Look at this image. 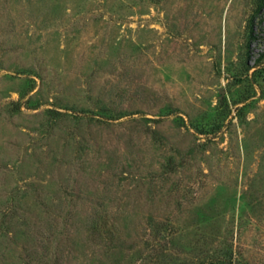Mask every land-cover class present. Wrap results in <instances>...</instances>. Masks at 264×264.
Instances as JSON below:
<instances>
[{
    "label": "rangeland",
    "instance_id": "rangeland-1",
    "mask_svg": "<svg viewBox=\"0 0 264 264\" xmlns=\"http://www.w3.org/2000/svg\"><path fill=\"white\" fill-rule=\"evenodd\" d=\"M255 2L0 0V264H264Z\"/></svg>",
    "mask_w": 264,
    "mask_h": 264
},
{
    "label": "trees",
    "instance_id": "trees-1",
    "mask_svg": "<svg viewBox=\"0 0 264 264\" xmlns=\"http://www.w3.org/2000/svg\"><path fill=\"white\" fill-rule=\"evenodd\" d=\"M264 8V0H256L255 2V9L251 15V17L248 19L246 27H247V44L252 40L253 38V32H252V26L254 22V17L260 10ZM263 57L264 52L260 54V56L255 61L254 65H249L246 63V60H244L243 68L244 71L247 73L249 70L253 69L252 76L255 79H262L264 80V63H263ZM197 128L196 130L199 133H203V129ZM203 260L198 264H246L242 259H239V257L234 253L231 246H228L226 248L220 249V251H215L213 253H206L202 255Z\"/></svg>",
    "mask_w": 264,
    "mask_h": 264
}]
</instances>
